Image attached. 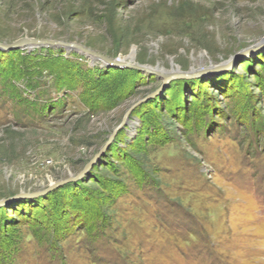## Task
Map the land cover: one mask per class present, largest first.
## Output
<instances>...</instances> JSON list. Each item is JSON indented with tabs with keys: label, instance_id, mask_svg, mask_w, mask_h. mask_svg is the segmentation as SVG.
Instances as JSON below:
<instances>
[{
	"label": "rangeland",
	"instance_id": "374dc122",
	"mask_svg": "<svg viewBox=\"0 0 264 264\" xmlns=\"http://www.w3.org/2000/svg\"><path fill=\"white\" fill-rule=\"evenodd\" d=\"M22 39L139 69L0 48V264H264V0H0Z\"/></svg>",
	"mask_w": 264,
	"mask_h": 264
},
{
	"label": "water",
	"instance_id": "95a60500",
	"mask_svg": "<svg viewBox=\"0 0 264 264\" xmlns=\"http://www.w3.org/2000/svg\"><path fill=\"white\" fill-rule=\"evenodd\" d=\"M37 46V47H44V46H50V47H62V48H66V49H75L83 54H86L87 56H91V57H96V58H100L103 59L105 61H107L109 64L114 65V66H122V67H127V68H134V69H139L138 66L132 65V64H127V63H123L120 62L118 59H111V58H107L104 57L101 54L95 53L94 51L76 44V43H67V42H53V41H49V40H36V39H22L17 41L16 43L12 44V45H4L0 43V48L1 49H12V48H22L25 46ZM258 49V47H253V48H249L246 50L241 51L240 53L237 54L236 56V60H239L241 58H244L246 56H248L249 54H251L252 52L256 51ZM226 67H216L215 69L211 70L209 73H217L220 72L222 70H225ZM153 73H155L154 71H151ZM207 74V73H206ZM157 75L159 76H163V78L165 79V85L164 87L172 80L177 79V78H181V77H185V78H191L193 75L187 74V73H180V74H176V73H171V74H163V73H158ZM144 101H139L135 104H133L128 111L125 114V118L122 122V124L120 125V127L124 124L125 120L127 119V117L137 108L139 107ZM118 127L116 129V131L120 128ZM107 147H104L101 151L100 154H102L103 152H105ZM99 154V155H100ZM98 155V156H99ZM97 156V157H98ZM95 162V161H94ZM92 162V164L94 163ZM63 183H60L58 186L62 185ZM52 189H48L46 192H49ZM45 192V193H46ZM43 193L38 192L35 194H19L13 197H10L8 199H6L5 201H3L4 203H9L12 202L14 200H19V199H24V198H29V197H40L42 196ZM3 203L0 202V205H2Z\"/></svg>",
	"mask_w": 264,
	"mask_h": 264
},
{
	"label": "bare ground",
	"instance_id": "6f19581e",
	"mask_svg": "<svg viewBox=\"0 0 264 264\" xmlns=\"http://www.w3.org/2000/svg\"><path fill=\"white\" fill-rule=\"evenodd\" d=\"M120 62H123V63H127V64H129V62H127V61H124V60H119ZM162 72H164V71H162ZM163 74H166V73H163Z\"/></svg>",
	"mask_w": 264,
	"mask_h": 264
}]
</instances>
